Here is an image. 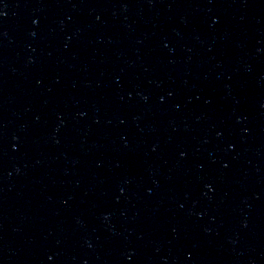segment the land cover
I'll return each mask as SVG.
<instances>
[{
  "label": "water",
  "instance_id": "95a60500",
  "mask_svg": "<svg viewBox=\"0 0 264 264\" xmlns=\"http://www.w3.org/2000/svg\"><path fill=\"white\" fill-rule=\"evenodd\" d=\"M0 264H264V0H0Z\"/></svg>",
  "mask_w": 264,
  "mask_h": 264
}]
</instances>
